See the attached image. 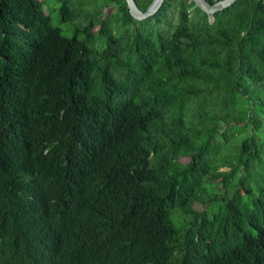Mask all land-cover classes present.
I'll return each instance as SVG.
<instances>
[{
  "label": "trees",
  "instance_id": "trees-1",
  "mask_svg": "<svg viewBox=\"0 0 264 264\" xmlns=\"http://www.w3.org/2000/svg\"><path fill=\"white\" fill-rule=\"evenodd\" d=\"M110 1L0 0V264H264V0Z\"/></svg>",
  "mask_w": 264,
  "mask_h": 264
},
{
  "label": "rangeland",
  "instance_id": "rangeland-1",
  "mask_svg": "<svg viewBox=\"0 0 264 264\" xmlns=\"http://www.w3.org/2000/svg\"><path fill=\"white\" fill-rule=\"evenodd\" d=\"M43 3L46 13L50 14L55 26L61 27L65 34L72 36L74 27H82L88 24L90 20H95L92 27L93 33L98 36V30L108 22H111V27L116 30L119 26L118 11L114 2L110 0H72V7L78 12V16L73 21H64L60 14V0H40ZM191 16H196L194 10L191 11ZM147 19V18H146ZM139 26H152L148 20H139ZM95 46H104L105 42L97 40Z\"/></svg>",
  "mask_w": 264,
  "mask_h": 264
},
{
  "label": "water",
  "instance_id": "water-1",
  "mask_svg": "<svg viewBox=\"0 0 264 264\" xmlns=\"http://www.w3.org/2000/svg\"><path fill=\"white\" fill-rule=\"evenodd\" d=\"M126 1L132 16L136 19L143 20L154 15L160 9V7L162 6L165 0H154L146 11L142 10L138 6L136 0H126ZM193 1H195L196 5L200 7L203 11L213 16L216 12L231 6L237 0H219L214 4H210L208 0H193Z\"/></svg>",
  "mask_w": 264,
  "mask_h": 264
}]
</instances>
